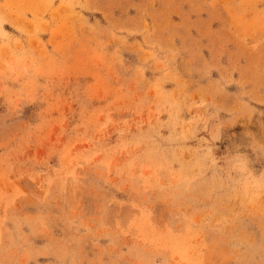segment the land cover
I'll list each match as a JSON object with an SVG mask.
<instances>
[{"label":"rangeland","instance_id":"obj_1","mask_svg":"<svg viewBox=\"0 0 264 264\" xmlns=\"http://www.w3.org/2000/svg\"><path fill=\"white\" fill-rule=\"evenodd\" d=\"M0 264H264V0H0Z\"/></svg>","mask_w":264,"mask_h":264}]
</instances>
